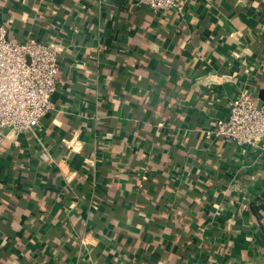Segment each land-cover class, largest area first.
Wrapping results in <instances>:
<instances>
[{
  "label": "crops",
  "instance_id": "obj_1",
  "mask_svg": "<svg viewBox=\"0 0 264 264\" xmlns=\"http://www.w3.org/2000/svg\"><path fill=\"white\" fill-rule=\"evenodd\" d=\"M135 1L0 0L61 45L53 109L0 146V264H264V152L201 133L264 103V0Z\"/></svg>",
  "mask_w": 264,
  "mask_h": 264
},
{
  "label": "built area",
  "instance_id": "obj_2",
  "mask_svg": "<svg viewBox=\"0 0 264 264\" xmlns=\"http://www.w3.org/2000/svg\"><path fill=\"white\" fill-rule=\"evenodd\" d=\"M135 5L177 13L185 7L179 0H136ZM60 51L61 45L55 41L41 43L26 38L17 42L0 25V146L6 139V130L32 132L53 109L51 97L57 88ZM201 133L205 139L260 146L264 152V103L242 91L230 100L227 116L215 120Z\"/></svg>",
  "mask_w": 264,
  "mask_h": 264
},
{
  "label": "trees",
  "instance_id": "obj_3",
  "mask_svg": "<svg viewBox=\"0 0 264 264\" xmlns=\"http://www.w3.org/2000/svg\"><path fill=\"white\" fill-rule=\"evenodd\" d=\"M150 220V218H147V221H149ZM37 245H38V247L39 246H41V247H43V248H47V243L46 242H43V241H40V242H38V243H36ZM128 260V259H127Z\"/></svg>",
  "mask_w": 264,
  "mask_h": 264
}]
</instances>
